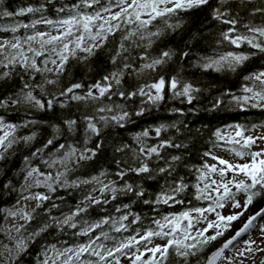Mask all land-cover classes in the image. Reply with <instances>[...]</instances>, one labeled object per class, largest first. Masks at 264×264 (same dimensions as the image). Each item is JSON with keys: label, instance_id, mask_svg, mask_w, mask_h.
<instances>
[{"label": "trees", "instance_id": "16d2710c", "mask_svg": "<svg viewBox=\"0 0 264 264\" xmlns=\"http://www.w3.org/2000/svg\"><path fill=\"white\" fill-rule=\"evenodd\" d=\"M76 5H80L79 11L83 13L95 14L112 6L113 0H99L91 8L81 5L80 0H0V38L16 35L22 42L25 54L32 57V53L27 52L28 45L23 44V39L27 36L26 28L17 26L31 25L42 19H66L77 10L74 7ZM29 7L37 11L17 14L21 9ZM217 8L224 13L220 20L213 16V10ZM257 9L264 10V0H225L224 3L209 0L207 5L178 10L171 17L157 18L145 29H137L135 22L128 24L119 21L120 28L107 34L101 47L94 49L91 55L78 50L76 57L69 56L60 73L43 71L48 53L35 57L38 67L42 69L40 72L26 69L19 62L4 67L8 63L4 57L16 55L17 51L6 48L0 55V61H3L0 63V119L16 127L14 130L10 129L6 145L0 150V264L4 260L1 245L8 239L4 223L10 210L26 194L22 185L28 167H37L41 172L50 174L51 180L48 183L52 184V189L41 184L28 191L40 193L48 199L36 201L25 211L31 218H24L18 232L23 238L24 246L8 264H63L59 254L67 248L74 249L95 241L96 244H104L106 248L112 249L137 234L158 230L155 220L209 205L212 200L197 198L201 195L197 186L203 188L205 180L199 177L204 173L208 158L206 153L215 146L227 147L235 152L242 150L240 144L229 142V137L222 134V129L240 125L241 130L246 132L264 127V104L253 100H241L237 103L233 99L246 93L243 90L245 87L259 85L251 79L245 80V77L264 71V52L252 49L246 43L237 47L225 41L222 36L230 27L235 29V33L230 35H252L246 25L264 26V11H256ZM5 12L12 15L6 16L3 14ZM142 18L147 19V16L142 15ZM231 19H235L236 24L223 23V20ZM168 24L173 27L169 28ZM43 26L46 25L40 23L35 27ZM13 27H17L15 32L11 31ZM130 31L137 34L123 40ZM157 31L161 33L159 36L149 37V32ZM256 35L258 40L264 39ZM141 36L144 38L141 39ZM122 42L126 50L120 48ZM32 47L39 50V41L32 42ZM117 51L121 55L113 63L112 57L116 56ZM165 51L171 53L170 58L157 65L155 70L143 67ZM227 52L247 54L249 59L235 71L228 69L227 65L219 71L203 67L205 63ZM253 52L256 54L251 55ZM125 64L130 67L125 68ZM5 72L8 73L7 76L3 75ZM113 72L120 74L117 77L119 84L116 83V78L104 81L103 78ZM161 77L166 82L161 93L162 99L153 103L148 99V94L155 95V89L150 85ZM173 77L179 81L176 90H172L168 83ZM48 80L55 83L49 84ZM97 82L112 85L105 96H99L98 90L93 88L97 99H71L73 94L85 96L89 87ZM77 83L83 87L74 89L73 93L60 95ZM25 84L29 87L24 88ZM184 84H191L193 89L199 90L191 93V102L185 96L174 94V91H182ZM141 88H144L146 94H140ZM22 90L24 94L31 91L45 107L41 109L35 106L34 101H26ZM130 93L135 94L129 95ZM50 99L54 100L52 108L47 107ZM12 100H18L19 103H12ZM253 104L257 106L253 107ZM141 109L143 113L136 115ZM123 112H128L129 117L120 124L111 119ZM84 117L93 118L99 130L98 135L87 129ZM100 117L105 119L101 120ZM68 120L76 121L72 130L65 123ZM161 125L165 129L157 136L154 130ZM146 129L149 130V136L138 140V134ZM218 132L223 139L218 138ZM33 134L32 140H23V137ZM50 139L53 143L44 148ZM163 141H169L170 145L158 148L159 155L149 157L140 151L142 147H158ZM60 145L65 147L60 148ZM97 145L101 146L97 148ZM37 149L43 151L34 157L32 154ZM73 149L75 153L65 161L53 164V161L65 158ZM86 149L89 151L85 152ZM81 153L90 158L81 160ZM173 156L180 159L173 161ZM142 162H147L150 173L137 174L128 170L138 167ZM160 168L169 170L161 173ZM122 171L125 173L123 177L118 175ZM101 172L105 175L101 176ZM58 174H63L59 180ZM93 177H99V181L93 180ZM86 180L89 183H83ZM73 181L77 183L73 184ZM181 182L187 187L175 194L173 200L167 204L156 203L159 193L165 191L172 195L171 188ZM125 184L132 185L134 191H127ZM104 185H109V188L101 191ZM112 188L116 191L113 192ZM141 190L142 196L135 194ZM255 191L261 194L254 196L247 209H243V215L232 221L222 236L196 249L195 254L187 258L177 256L170 249L164 264H202L206 255L225 236L264 204V191L259 187ZM237 193L244 194L246 198V193ZM88 196L95 197L100 202L96 204L85 201ZM145 200L149 203H145ZM124 205L128 207L125 208ZM77 206L85 207L86 211L73 219L72 223L77 225L75 228L59 223L75 211ZM123 216H127V219L121 220ZM105 220L107 223H101ZM92 224H100V227L82 234ZM121 224L124 225L123 228L120 227ZM45 225L47 227L41 232L40 229ZM37 232L39 235H34ZM102 233H107L108 238ZM245 239L246 237L241 240ZM47 251L50 252L49 258L45 257ZM97 259L85 253L77 262H95Z\"/></svg>", "mask_w": 264, "mask_h": 264}, {"label": "snow or ice", "instance_id": "6c2138e0", "mask_svg": "<svg viewBox=\"0 0 264 264\" xmlns=\"http://www.w3.org/2000/svg\"><path fill=\"white\" fill-rule=\"evenodd\" d=\"M221 3H224L225 0H220ZM99 0H80V4L86 8H91L93 5L98 4ZM209 0H113V7L118 8V11L113 12L111 8H104L103 12L107 13L108 15L102 16L101 12H96L95 14H87L79 11L80 5L74 6L77 10L74 14L70 15L66 19H62L59 21H52L49 19H42L36 20L33 22L32 25H18L17 27H34L36 24H46V25H58V34L51 35L49 33L44 32H35L34 35L26 36L23 39V44H27V52L32 53V57H29L25 54L24 49L22 48V42L19 38L15 39V42H10L8 40H4L0 43V55H2L6 48L14 49L16 51V55L5 56L4 59L8 61L7 64H4V67H8L9 64L20 63L24 68H30L36 72L42 71L37 65V61L35 57H40L45 53H48L44 63L47 65L50 62L52 65L55 66L53 68L43 69V71L52 72L55 70L57 73L63 71V65L68 61L69 56L76 57L77 51H81L91 55L93 50L99 48L103 45V42L107 39V34L112 33L114 30H118L120 28L119 21H123L124 23L132 24L133 22L136 23L137 29H145L149 24H151L157 18H164V17H171L173 16L178 10H187L193 7H200L203 5H207ZM33 11H37L31 7L21 9L19 15L24 13H31ZM256 11H264L262 9H257ZM6 16H11L12 13L5 12L3 13ZM142 15H146L147 19H143ZM224 13L220 11L219 8L213 10V16L215 19H222ZM99 21V23H97ZM116 22V23H114ZM167 23V21H165ZM223 23L234 25L236 24L235 19L231 20H223ZM179 26V25H176ZM17 27H13L11 31L15 32ZM169 28H172V24H168ZM249 33L252 35H243V34H235L230 35V33H235V29L230 27L227 31L222 33L223 39L228 41L230 44L239 47L242 43L248 44L252 49L258 50L259 52H264V39L258 40L257 35L260 38H264V26L260 27H251L246 25L245 26ZM95 29V30H94ZM136 32H128L126 36L123 37V40H127L133 35H136ZM161 33L160 31L157 32H149V37L151 36H159ZM46 37V38H45ZM144 37L141 36V39ZM39 41V50L32 47V42ZM151 43V41H150ZM71 45V47H70ZM51 46V47H46ZM122 50L124 49L123 42L120 45ZM256 53L253 52L251 55H255ZM121 55L120 51H117L116 56L112 57L113 63L116 62V58ZM170 52H163L159 58L154 59L150 64H145L143 67L151 68L155 70L157 65H161L165 62L166 58H170ZM55 57V58H53ZM86 58V57H83ZM249 59V55L243 53H234V52H227L224 55H221L219 59L211 60L208 63H205L203 67L205 69L214 68L215 70L219 71L227 65L228 69L231 71H235L239 65H242L246 60ZM3 63V61H0ZM125 68L130 67V65L125 64ZM4 76H7L8 73H3ZM118 73L113 72L110 76H105L103 79L104 81H109L110 79L116 78V83L119 84ZM255 80L259 81L262 88H264V71L258 73H251L249 76L245 77V80ZM47 83H55L53 80H48ZM165 79L161 77L158 81L152 83L150 87L155 89V95L148 94V99L151 100L153 103L162 99V90L165 87ZM169 83V86L172 90H176L179 81L173 77ZM111 84H103L101 82H97L89 87L88 92L85 96L75 95L71 96L73 100H84L86 98L97 99L98 97L92 91L93 88L98 90L99 96H105L106 93L109 92L111 88ZM29 85L25 84L24 88H28ZM83 85L77 83L71 85L66 90L60 93L61 96L67 95L69 93H73L74 89H80ZM148 87V86H146ZM43 90V89H41ZM245 92L252 93V97L259 99L260 101H264V90L262 91H253L252 88L245 87L243 89ZM199 91L198 89H193L191 84H184L182 86V91H174L175 95L185 96L187 97L188 101L191 102L193 99L192 92ZM140 94H146L144 92V88L139 89ZM24 98L28 101H34L35 106L43 109L45 104L40 100L37 99L31 91H28L26 94L23 93ZM135 93H130L129 95H134ZM120 95H125L124 93H120ZM11 99V98H10ZM239 103L241 100L247 102L250 98L249 97H233ZM12 103H19L18 100H12ZM54 104V100L50 99L47 101V107L52 108ZM219 101H217V105ZM63 106V104L61 105ZM257 105L253 104V107ZM119 107V106H118ZM100 111H104V109H100ZM143 113V109L136 113V115H141ZM129 117L128 112H123L122 115L113 116L111 119L116 121L117 124H120L121 121L126 120ZM87 122V129L92 133L99 134V130L96 124L93 122L92 117H84ZM101 120H104L105 117H100ZM68 125L69 130H72L73 126L76 124L75 120H68L65 121ZM2 124V121H0ZM121 126H123L121 124ZM7 128L14 130L15 125H6ZM235 128V137H239L240 139H233L229 137V142H234L236 144L241 145L242 150H238L235 152V155L241 157L244 162H237L232 163L229 160L224 158L213 156L214 160H218V163L221 167H217V165H205L208 169V173H217L221 177V182H217L216 180H212L211 183H205L203 188H199V192L201 195H198V199H205V200H212L213 204H210L207 208H194L190 211H183L179 214H173L171 216H164L162 220H155L154 223L157 226L158 230H148L144 235L139 236L137 240L135 237L131 238L128 243H120L118 247L108 249L105 247L104 244H96L95 241H89L88 244L79 245L77 248H67L64 250L63 253H60V256H66V259L63 260V264H75V261H79L80 257L88 253L91 256H95L98 259L93 261H88L87 264H108V258L113 257L114 253H120L123 249L128 248L131 246L133 242L139 244L141 242H146L150 244L153 237H159L162 240H166V243L163 244H156L153 247H145V251L151 253L148 259L144 260L142 264H164V261L167 260L169 255V250L172 249L175 251V254L180 257L187 258L189 255H194L195 250L198 248H202L206 244L210 243L211 241L216 240L218 237L222 236L224 233L221 231V228L227 229L230 226V223L239 218V216L243 215V211L235 212L228 216L222 215L220 212L216 211V208H223L225 206V201H231L232 207L236 208H243L247 209L248 205H250L253 201L254 196L260 195L261 192L255 191L257 187L261 191H264V148H261L259 151H245L243 149H247L250 146L257 143V141H264V135L259 137H253L250 135H244V131L241 130L242 126L235 125L230 126ZM165 129L164 125H161L155 128V133L157 136L160 135L161 131ZM10 133L8 131L4 132L3 136H0V144H3L5 140H7ZM33 136H26L23 137L25 142L30 141L33 139ZM149 136V130H144L142 133L138 134L137 139H141L142 137ZM219 139H223L224 137L217 133ZM11 143V141H9ZM53 140H48L47 143L44 145V148H47L48 145H51ZM165 145H170L169 141H163L158 147L149 146L146 149L142 147L140 151L145 153L147 156H152L153 154L159 155L158 148H162ZM101 145H97L99 148ZM179 147V145H174ZM65 145H60V148H64ZM123 149H118V151H122ZM43 149H37L32 155L35 157L38 153L42 152ZM89 150H85L87 152ZM75 153V149L72 152L67 153L65 159ZM94 155V150L92 151ZM206 155H210V153H206ZM81 160L89 159L90 157L85 155L84 153L80 154L79 157ZM180 157L173 156L172 160L176 161L179 160ZM28 158H25L27 162ZM47 163V161H44ZM55 163V161H53ZM51 166V165H50ZM170 168V165H169ZM129 171L136 172L137 174H145L150 173L151 169L149 168L147 162H142L138 167L130 168ZM167 168H160L159 172L164 173L168 171ZM228 173H233L234 178L224 181L223 178ZM34 175L43 176L44 180L41 181L36 179L35 183L37 186L43 184L44 186L52 189V184L48 183L51 180L50 174H45L41 172L37 167H31L30 170L27 171L25 179L28 180L32 178ZM63 174H58L57 180L60 179V176ZM101 176L105 175V173L101 172ZM121 177L125 175L122 171L118 173ZM207 173H201L199 177L201 180H204ZM243 176L245 179H237L235 177ZM93 180L99 181V177H93ZM250 181V182H249ZM76 184V181L72 182ZM83 183H89V181H83ZM114 183V182H111ZM212 185H216V187H212ZM230 185L234 186L237 192L246 193V199L244 200L243 205L240 204L239 201L235 199V195L232 192V188ZM30 186V185H29ZM125 189L129 192H133V187L130 184H125ZM187 187V185L183 184L182 182L178 185L171 188L172 195H169L168 192L162 191L156 197V203H164L167 204L170 200H173L175 194L180 193L183 189ZM109 185H104L101 191L108 190ZM211 188V192L207 190ZM112 191L115 192L116 189L112 188ZM211 193H217V196L213 198ZM138 196L143 195V190L140 192L135 193ZM33 198L37 201L47 200L48 197L42 195L40 193H36L32 197H24V199ZM85 201H91L92 203L98 204L100 201L97 200L95 197L88 196L85 197ZM145 203H149V201L145 200ZM127 208V205H124ZM119 211V209H117ZM86 211L85 207L77 206L76 210L73 211L71 214L67 215L63 221L59 222L62 224H67L72 228H75L77 225L72 223L73 219L79 214ZM215 212L216 220L211 221L208 220L207 217L204 215L205 213ZM192 213H196L197 215L194 216ZM9 215L15 216L17 215L16 212H9ZM264 215V209H261L260 212H257L255 215L250 216L248 220L244 223V225L235 233V235L228 238L223 245L217 249L212 255L208 258L207 264H216V261L222 257L225 249L229 248L230 245L237 239V237L241 236L243 233L247 232L250 228L254 226V222L256 221L257 217ZM23 218L30 219L31 216L28 213L23 214ZM127 216L121 217V220H126ZM136 219L138 220L139 217L137 216ZM186 221L187 223H183ZM201 221L206 222V227L204 228H196V223ZM101 223H107V221H101ZM135 223V221H133ZM47 225L44 228H41L40 231H44ZM100 227V224H92L88 226L82 234H87V232L91 231L93 228ZM121 228L124 227L123 224L120 226ZM209 229H213L212 235H206ZM120 229H117L119 231ZM191 230H195V236L191 234ZM19 231V229H17ZM261 231L264 232V225L261 226ZM34 235H39V232L35 233ZM106 239L108 238L107 233H102ZM98 239V238H97ZM245 244L252 245L255 244V241H245ZM23 241L18 243V247H23ZM103 250V251H101ZM260 251H264V249H256ZM245 251L251 252L253 248L251 246L247 247ZM239 255H243V253H238ZM134 259L132 260V264H137V262L141 261V257L144 255L143 252H139L138 254H133ZM231 259V258H225ZM47 264V262H45ZM115 264H120L119 259L115 260Z\"/></svg>", "mask_w": 264, "mask_h": 264}, {"label": "rangeland", "instance_id": "374dc122", "mask_svg": "<svg viewBox=\"0 0 264 264\" xmlns=\"http://www.w3.org/2000/svg\"><path fill=\"white\" fill-rule=\"evenodd\" d=\"M129 2H130V0H129ZM107 8H111V10L113 12L119 10L118 8H115L113 6H110ZM99 12H101L102 16L106 17L108 15L107 13H104L103 10H101ZM97 23H99V21ZM35 26L26 28L25 34L27 36L35 34L36 29L39 28V27H35ZM58 28H59L58 25H55V26L46 25V26L39 28L40 30L38 32H44V33H49L51 35H57L58 34ZM16 38H17L16 35H11L8 38H0V43H2L4 40H8V41L14 43ZM219 57L220 56L216 57V59H219ZM53 58H55V57H53ZM46 67L55 69V66L52 65L50 62L47 63ZM53 71H55V70H53ZM258 72H261V71H258ZM258 72H255V73H258ZM251 81L257 82L259 84L258 86L249 87V88H252L253 91L264 90V88H262V86L260 85L259 81H255L252 79H251ZM241 97H249L250 98L249 100H253L257 103L264 104V101H260L259 99L253 98L252 93H250V92L244 93ZM26 101H28V100H26ZM0 121H2V124H0V136H3L4 132L5 131L10 132V129L6 127V125H9V124L4 122L2 119H0ZM221 132H222V134H224L227 137H232L233 139H240L239 137H235V128L234 127H230V129H227L224 127ZM244 135H246V136L250 135L253 137L262 136V135H264V127L253 128L252 130L244 132ZM6 142H7V140H5V142L3 144H0V150L3 149V147L6 145ZM261 148H264V141L258 140L256 144L250 146L249 149L245 150V151H259ZM209 153H210V155H208V158L206 160V165L215 164V165H217L218 168L221 167L218 163V160H214L212 158L213 156L224 158L226 160H229L232 163L244 162V160L241 157H238L235 155L234 150L227 148V147L215 146L209 151ZM63 161H65V158H61L58 161H55V163H53V164H60ZM28 170H30V167H28L26 169V174H27ZM204 173H207V175L205 176L204 183L202 184L203 187H204L205 183L210 184L212 180H216L218 183L221 182V177L219 176L218 172L217 173H208V169L205 167ZM233 178H234V174L228 173L223 178V180L227 181V180L233 179ZM235 178L245 179L242 175L239 177H235ZM36 179L43 181L44 177L34 175L32 178H29L28 180H26V179L24 180V183L22 185V189H23L24 193H26L24 197H32L36 194L35 192H29L28 193V191H30L32 188L37 187V185L35 183ZM212 187H216V185H212ZM230 187L232 188V192L235 195V199L237 201H239L241 205H243L244 200L246 199L245 195L242 193L235 192L236 189L234 186L230 185ZM207 191L211 192V188L208 189ZM211 194H212L213 198H215L217 196V193H211ZM36 201L37 200L33 199V198H29V199L23 198L10 210V212H16L17 215H15V216L9 215L7 217V219L5 220V223H4V229L6 230V232L8 234V239L4 243H2V245H1V251H2L3 259H4L3 264H8L10 259L14 256V254H16L17 251H19L22 248V247H18V243L23 241V238L20 237V235L18 234L19 231H17V229H19L23 223V220H24L23 214L25 213V211L29 207H31L33 204H35ZM210 204H213V201ZM209 205L201 206L199 208H207ZM213 207H215L214 204H213ZM190 210L191 209L183 210V211H190ZM183 211H181V212H183ZM216 211L220 212L224 216H228V215L233 214L235 212L243 211V208L234 209L232 207L231 201H225V206L223 208H216ZM181 212H179V213H181ZM179 213H175V214H179ZM171 215H173V214H171ZM171 215H169V216H171ZM192 215L196 216L197 214L192 213ZM204 215L207 217L208 220H211V221L216 220L215 212L205 213ZM239 218H240V216H239ZM262 225H264V217L260 220L259 225L246 236V239L244 241L240 240L239 242L234 244V246H232L228 251H226L224 257L222 258V260L220 261L219 264H264V251L256 250L258 248L264 249V232L261 231ZM206 226H207L206 222H204V221L196 223V228H198V229L204 228ZM227 230H228V228L227 229H224L223 227L221 228V231H223V233L226 232ZM191 234L193 236H195V230H191ZM212 234H213V229H209L208 233H206V235H212ZM141 235H144V234L140 233L134 237L138 240L139 236H141ZM129 240H127L125 243H128ZM245 241H255V244L247 245V244H245ZM163 243H166V240H162L159 237H153L151 243L147 244V245H146V242H141L139 244H136L135 242H133L131 244V246L123 249L122 252L114 253L113 257L108 258V264H115L116 259H119L120 264H132V260L134 259L133 254L134 253L138 254L139 252H143L144 255L141 257V261L137 262V264H142V262L144 260H146V258L151 255V253L145 251V247L146 246L147 247H153L156 244H163ZM118 246H116V247H118ZM249 246H251L253 248V251H251V252L245 251V249ZM63 252H64V250L61 251L60 253H63ZM238 253H243V255H239ZM45 257L46 258L50 257L49 251H47L45 253ZM60 258L62 260H64V259H66V256H62ZM225 258H231V259L229 260V259H225ZM75 264H78V262L75 261ZM81 264H87V263H81Z\"/></svg>", "mask_w": 264, "mask_h": 264}, {"label": "water", "instance_id": "95a60500", "mask_svg": "<svg viewBox=\"0 0 264 264\" xmlns=\"http://www.w3.org/2000/svg\"><path fill=\"white\" fill-rule=\"evenodd\" d=\"M261 209H264V204L262 205V206H260V207H258L255 211H253L250 215H248L241 223H240V225L236 228V229H234L233 231H231L227 236H225L221 241H220V243L216 246V247H214L207 255H206V257H205V259H204V261H203V263L202 264H207V260H208V258L212 255V253H214L217 249H219L222 245H223V243L228 239V238H230L231 236H233V235H235V233L244 225V223L248 220V218L250 217V216H253V215H255L257 212H260V210ZM264 217V215H261L260 217H257V219H256V221L254 222V226L252 227V228H250L247 232H245V233H243L241 236H239V237H237V239L233 242V244L232 245H230L229 246V248H227V249H225V251H224V253L222 254V257L220 258V259H218L217 261H216V264H219L220 263V261L222 260V258L224 257V255H225V253H226V251H228L234 244H236L237 242H239L241 239H243L244 237H246L252 230H254L256 227H257V225H258V222L262 219ZM183 223H187V222H183Z\"/></svg>", "mask_w": 264, "mask_h": 264}]
</instances>
